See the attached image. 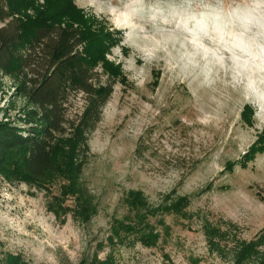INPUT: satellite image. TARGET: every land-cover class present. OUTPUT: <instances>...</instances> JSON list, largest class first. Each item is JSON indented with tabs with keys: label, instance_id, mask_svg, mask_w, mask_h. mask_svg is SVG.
Wrapping results in <instances>:
<instances>
[{
	"label": "rangeland",
	"instance_id": "rangeland-1",
	"mask_svg": "<svg viewBox=\"0 0 264 264\" xmlns=\"http://www.w3.org/2000/svg\"><path fill=\"white\" fill-rule=\"evenodd\" d=\"M14 4L89 19L122 77L89 141L92 209L65 176L50 189L0 176V252L24 264H264V0ZM16 94L2 75L1 119L16 120ZM59 159L65 174L71 141Z\"/></svg>",
	"mask_w": 264,
	"mask_h": 264
},
{
	"label": "trees",
	"instance_id": "trees-1",
	"mask_svg": "<svg viewBox=\"0 0 264 264\" xmlns=\"http://www.w3.org/2000/svg\"><path fill=\"white\" fill-rule=\"evenodd\" d=\"M14 3L0 0V78L13 79L25 104L17 122L8 114L0 118V176L41 189H50L55 175L65 176L64 189L77 205L92 209L82 181L91 155L89 141L122 72L106 58L102 31L94 30L89 19H38L23 15ZM79 94L83 108L72 113V99ZM64 140L74 144L77 156L65 174L59 159ZM0 264L24 263L1 251Z\"/></svg>",
	"mask_w": 264,
	"mask_h": 264
}]
</instances>
